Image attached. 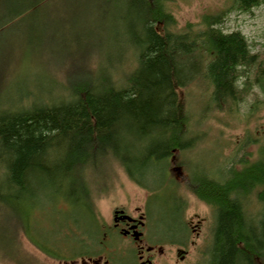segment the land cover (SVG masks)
I'll list each match as a JSON object with an SVG mask.
<instances>
[{
    "label": "trees",
    "instance_id": "16d2710c",
    "mask_svg": "<svg viewBox=\"0 0 264 264\" xmlns=\"http://www.w3.org/2000/svg\"><path fill=\"white\" fill-rule=\"evenodd\" d=\"M53 1L0 0V50L16 45L0 55V214L9 213L14 221L9 227L12 253L21 232L47 258L68 262L96 254L98 218L91 183L104 163H117L132 182L149 191L141 180L155 177L156 170L174 188L171 196L182 219V200L175 192L179 185L169 177L168 161L194 144L185 90L197 81L211 87L210 103L218 109L246 100L254 87L264 95V53H252L240 32L224 33L219 28L223 13L177 30L170 0L65 2L81 7L76 11L81 17L101 21L111 9L116 11L113 24H122L113 40L117 53L96 51V34L91 42L82 38L85 44L63 37L57 44L53 35L45 42L43 35L11 31L43 16L41 11ZM228 1L236 12L264 4ZM17 47L22 60L32 57L41 69L48 63L62 66L61 87L55 83L49 90L2 98ZM181 164L188 167L193 195L214 214L208 264H264V155L252 164L241 160V169H228L221 180L200 179L189 161ZM252 193L261 207L255 216L243 203ZM36 213L60 220L30 228Z\"/></svg>",
    "mask_w": 264,
    "mask_h": 264
},
{
    "label": "rangeland",
    "instance_id": "374dc122",
    "mask_svg": "<svg viewBox=\"0 0 264 264\" xmlns=\"http://www.w3.org/2000/svg\"><path fill=\"white\" fill-rule=\"evenodd\" d=\"M67 1L73 0L53 1L41 11L43 16L30 18L25 23L11 28V31L24 29L35 38L43 35L45 42L48 35H53L58 41L57 44L61 37L71 44L75 40L85 44L82 38H87L91 42L96 34V51L104 54L117 53L118 49L113 40L114 35L120 33L122 26L113 24V19H118L115 15L117 12L111 9V13L107 12L102 21L93 16L81 17L80 13L76 14V11H81V7L67 5L65 3ZM88 6L95 11L90 2ZM230 7L228 0H170L168 3L177 30L184 29L188 24L199 26L202 17L206 15L223 13V21L219 28L224 33L238 31L247 40L252 53H264V4L248 12H236ZM15 46L9 45L0 50V55L6 51L10 53V49ZM18 49L19 47L15 48L11 55V66L8 67L5 76L9 85L2 98L23 96L24 92L34 89L49 90L54 88L55 83L57 88L61 87L62 66L48 63L46 69H41L38 67L40 63L37 64L32 57L29 61L22 60ZM74 49V46L70 48ZM32 50L36 49L33 47ZM43 62L44 60L41 61ZM4 82L6 84V81ZM211 94V87L198 81L185 90L184 99L190 114V136L194 139V144L183 153L176 152L168 161L171 166L169 177L179 185L175 192L182 200V219L178 203L171 196L174 188L169 181L157 177L159 174L156 170L155 177L148 175V179L145 177L141 181L147 183L152 189L150 191L158 194L159 200L153 198L149 190L140 188L132 182L117 163H104L95 171L91 183L98 218L94 256L57 262L35 249L21 232L14 238L17 251L12 253L14 248L9 242V227H12L14 221L11 219L12 215L6 213L0 214V264H93L88 260L99 259L101 264L103 262L138 264L133 244L117 234L105 236L112 223L114 208H124L127 211L138 208L146 213L147 227L143 243L140 245L144 249L147 246H155L154 252L149 255L153 264H208L214 214L211 208L193 195L188 186V167L181 163L189 161L190 168L196 170L194 174H199L200 179L205 177L221 180L230 168L239 171L242 167L241 160L252 164L264 155V95L261 91L254 87L245 96L246 100L243 99L237 104H225L221 109L210 103ZM24 101L27 102L26 99ZM248 141L250 145L244 148ZM58 203L57 207L63 211L65 206L62 201L58 200ZM243 203L252 216L261 210L254 193L249 194ZM39 210L43 213V209ZM39 214H34L30 228L43 227L42 224L46 220H51L56 225L60 220L53 214L44 217L43 214ZM190 223L192 226L199 224V229L193 232L188 226ZM177 248L185 252L181 255L182 260L176 256Z\"/></svg>",
    "mask_w": 264,
    "mask_h": 264
},
{
    "label": "flooded vegetation",
    "instance_id": "af4514ba",
    "mask_svg": "<svg viewBox=\"0 0 264 264\" xmlns=\"http://www.w3.org/2000/svg\"><path fill=\"white\" fill-rule=\"evenodd\" d=\"M146 219V213L144 211L141 212L138 208H135L133 211H127L124 208H114L112 211V223L108 227L105 235L107 237L108 235L117 234L133 244L138 264H153L152 258L149 255L154 252L155 246H147L144 249V247L140 245L143 243V238L145 237L144 231L147 227ZM198 223L200 224V222ZM199 224L197 226H192L190 223L188 226H190L192 231L195 232L196 229H199ZM177 250H180V248H177L176 251ZM158 251L162 252L160 249H158ZM100 260L101 259L88 261L95 262V264H101ZM103 264H108V262H103Z\"/></svg>",
    "mask_w": 264,
    "mask_h": 264
},
{
    "label": "water",
    "instance_id": "95a60500",
    "mask_svg": "<svg viewBox=\"0 0 264 264\" xmlns=\"http://www.w3.org/2000/svg\"><path fill=\"white\" fill-rule=\"evenodd\" d=\"M184 251L183 250H177L176 251V256L178 257V258H180V259H183V257H181V255H184ZM93 264H95V262L93 263Z\"/></svg>",
    "mask_w": 264,
    "mask_h": 264
}]
</instances>
